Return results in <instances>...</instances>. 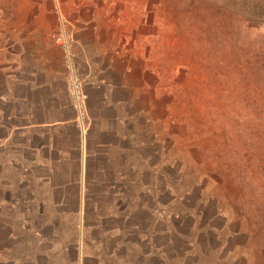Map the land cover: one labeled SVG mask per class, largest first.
I'll list each match as a JSON object with an SVG mask.
<instances>
[{
    "label": "rangeland",
    "instance_id": "obj_1",
    "mask_svg": "<svg viewBox=\"0 0 264 264\" xmlns=\"http://www.w3.org/2000/svg\"><path fill=\"white\" fill-rule=\"evenodd\" d=\"M59 31L74 52L80 113L65 86ZM41 58L38 72L64 81L81 136L86 87L101 92L113 79L122 90L114 117L129 122L131 114L108 159L95 162L120 171L124 191L111 208L88 209L80 241L75 186L64 184L77 167L75 140L61 139L62 149H74L59 162L58 204L49 209L43 189L53 184L21 177L17 135L5 139L16 117L5 87ZM259 205L264 0H0V264H264ZM130 207L137 219L122 221ZM98 212L108 213L102 223L111 228L97 231Z\"/></svg>",
    "mask_w": 264,
    "mask_h": 264
},
{
    "label": "crops",
    "instance_id": "obj_2",
    "mask_svg": "<svg viewBox=\"0 0 264 264\" xmlns=\"http://www.w3.org/2000/svg\"><path fill=\"white\" fill-rule=\"evenodd\" d=\"M76 36L79 37V42L84 45L83 38L78 34ZM45 61L41 58L33 67V70L27 74L28 76L25 72L23 76L21 74L17 78L11 79L10 81H15L14 87H9L8 84L5 87V104H9L11 117L16 113L14 118H10V115L7 116L11 119V122L12 119L14 120L11 123L9 132L5 135V139L11 135H17V158L20 161L21 171L19 175L21 177L22 173L25 177L32 175L34 177L33 181H36L37 176H41L44 184H53V187L49 186L43 189L45 196L50 197L48 202L45 203L46 206H49V209L52 207L56 209L58 204L57 199L52 198V193H57L58 190L59 162L72 159L71 150L74 149L73 147L62 149L59 146L61 139L72 137L75 140L78 152L73 160L76 161L77 167L75 171L67 170V179L64 184L75 186L76 199L74 206L78 209L77 239L80 241L82 236L90 230L89 221L93 215L91 216L92 213L88 209L111 208L113 205H110V202L113 201L112 198L115 197V193L119 195L124 191L119 186L122 173L107 169L105 160L99 166L95 162L96 159L105 158V151L111 149L112 144H115L118 140L120 136L116 131H120V129L123 131V128L130 129L131 114H129V122L122 119L121 115L119 117L117 114V119L114 117L115 107L118 106L119 114L121 112L119 103L121 99L117 95H121L122 90L113 87V79L107 80V89H102L101 92H96L94 85H92L93 88L90 91L86 87L89 120L84 134L81 136L72 123L73 110L68 101L64 81L61 77L54 78V80L50 74L44 76L43 73L38 72L40 69L44 70L42 66ZM5 78H7V75H5ZM14 104H16V109H14ZM116 112L118 113L117 110ZM127 123L129 124L127 125ZM106 158L108 159V157ZM21 161H24L23 171ZM38 166L41 168L39 169ZM21 181L22 179L19 182ZM29 181L27 180L26 183ZM92 190L98 192L97 197L92 196L94 195L90 193ZM133 208L134 211L132 212L130 207L128 215L122 214V221L130 215L135 217L137 207ZM98 214L95 218L101 219V221L99 219V223L102 227L100 225L97 231H100L103 227L111 228V222L108 224L102 223V220L108 219L106 217L108 213L98 212ZM115 234L117 235V233ZM98 236L97 238H104ZM111 236L114 235L111 234ZM79 253L81 254V248Z\"/></svg>",
    "mask_w": 264,
    "mask_h": 264
},
{
    "label": "built area",
    "instance_id": "obj_3",
    "mask_svg": "<svg viewBox=\"0 0 264 264\" xmlns=\"http://www.w3.org/2000/svg\"><path fill=\"white\" fill-rule=\"evenodd\" d=\"M54 38L64 51L63 66L67 92L72 100L75 110L80 113L85 95L81 90V82L76 69L74 52L71 50L69 38L63 31H59Z\"/></svg>",
    "mask_w": 264,
    "mask_h": 264
},
{
    "label": "trees",
    "instance_id": "obj_4",
    "mask_svg": "<svg viewBox=\"0 0 264 264\" xmlns=\"http://www.w3.org/2000/svg\"><path fill=\"white\" fill-rule=\"evenodd\" d=\"M254 212H255V214L253 216L257 220V224L260 226L261 231H262V229L264 231V219L262 216V214L264 213V207L259 205V207H255Z\"/></svg>",
    "mask_w": 264,
    "mask_h": 264
}]
</instances>
